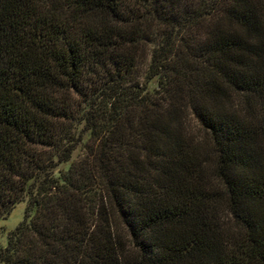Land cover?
Masks as SVG:
<instances>
[{
  "label": "trees",
  "instance_id": "trees-1",
  "mask_svg": "<svg viewBox=\"0 0 264 264\" xmlns=\"http://www.w3.org/2000/svg\"><path fill=\"white\" fill-rule=\"evenodd\" d=\"M0 264H264V0H0Z\"/></svg>",
  "mask_w": 264,
  "mask_h": 264
},
{
  "label": "rangeland",
  "instance_id": "rangeland-1",
  "mask_svg": "<svg viewBox=\"0 0 264 264\" xmlns=\"http://www.w3.org/2000/svg\"><path fill=\"white\" fill-rule=\"evenodd\" d=\"M26 201H21L6 216L0 218V246L7 243L8 232L16 228V226L25 218Z\"/></svg>",
  "mask_w": 264,
  "mask_h": 264
}]
</instances>
